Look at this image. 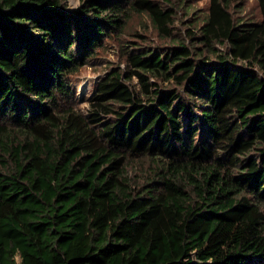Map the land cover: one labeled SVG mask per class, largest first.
I'll return each instance as SVG.
<instances>
[{
    "label": "trees",
    "instance_id": "trees-1",
    "mask_svg": "<svg viewBox=\"0 0 264 264\" xmlns=\"http://www.w3.org/2000/svg\"><path fill=\"white\" fill-rule=\"evenodd\" d=\"M229 4L180 37L133 0L168 44L122 45L84 115L69 79L122 1L0 0V264H264V0L259 21ZM129 156L156 164L142 184Z\"/></svg>",
    "mask_w": 264,
    "mask_h": 264
},
{
    "label": "rangeland",
    "instance_id": "rangeland-1",
    "mask_svg": "<svg viewBox=\"0 0 264 264\" xmlns=\"http://www.w3.org/2000/svg\"><path fill=\"white\" fill-rule=\"evenodd\" d=\"M123 9L128 11V19L121 33H116L113 39L106 40L80 69L71 75L69 86L71 95L67 102L61 104L63 108L70 106L76 112L87 115L89 98L92 96L95 84L109 71L120 66L124 68L122 45L131 42L147 43L151 46H165L168 42L156 32L153 24L145 13H136L129 10L133 0H120ZM164 10L172 13V26L177 36L183 37L190 25L202 21L208 11L209 0H151ZM69 11L75 10L81 0H65ZM229 11L234 18L245 21H259L260 10L258 0H230ZM135 83V80L132 81ZM156 170V164L147 156H129L125 173L134 184H142L151 177Z\"/></svg>",
    "mask_w": 264,
    "mask_h": 264
}]
</instances>
